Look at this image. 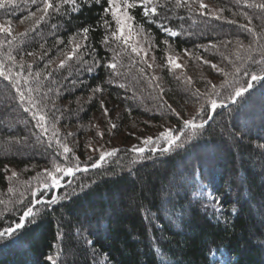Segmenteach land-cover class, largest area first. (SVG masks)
Segmentation results:
<instances>
[{
  "label": "trees",
  "instance_id": "trees-1",
  "mask_svg": "<svg viewBox=\"0 0 264 264\" xmlns=\"http://www.w3.org/2000/svg\"><path fill=\"white\" fill-rule=\"evenodd\" d=\"M51 2L46 15L42 0L0 9L12 77L0 75V231L35 214L0 239V264H264V79L251 81L264 77V0H153L155 16L137 5L127 44L111 35L108 0ZM212 100L225 106L212 112ZM164 127L179 137L169 149L159 139L140 152L126 137ZM48 171L63 179L50 194Z\"/></svg>",
  "mask_w": 264,
  "mask_h": 264
},
{
  "label": "snow or ice",
  "instance_id": "snow-or-ice-1",
  "mask_svg": "<svg viewBox=\"0 0 264 264\" xmlns=\"http://www.w3.org/2000/svg\"><path fill=\"white\" fill-rule=\"evenodd\" d=\"M7 2L10 3L11 0H7ZM42 2L44 3V7L42 9V12L46 15L48 13V10L53 8L54 5L51 2V0H42ZM150 3H153V0H108L109 8L107 9V11L111 12V15H112V17H113V19H114V21H115V23L117 25V31L112 32L111 35L113 37H116L117 40L123 39L124 43L127 44L128 40L131 37L130 36L129 37L125 36V30H128V32H131V28H132V23L131 22L134 20V17L129 14L128 10L131 9V8L136 7L137 5H140L144 9L145 16H148V15L155 16L156 12H157V9L154 6L149 8L148 5ZM178 3H179V0H178ZM76 4H77V0H59V3L57 5H55V10L58 12L60 10V6L61 5H72L73 7H75ZM5 7H6V0H0V9H3ZM200 7L201 8H206L207 6L204 5L203 3H201ZM259 7L264 8V4L259 5ZM43 18L44 17L41 16L39 18V20L37 21V23H39L40 20H43ZM104 23H105L106 27H110V25L108 24L107 21H105ZM161 27L163 28V30L165 32H168L169 35H171V36L177 35L176 32L171 31L170 29L164 27L163 25H161ZM88 31H89V29H87V28H84V29L81 30V32L84 34V39L85 40L87 39ZM0 32H4V33L10 34L11 33V29L8 28V27H4L3 25H0ZM117 32H119V35H117ZM108 39L109 38L106 36L105 37V43L108 42ZM80 47H81V45H76V48L74 50V54H75V51H78ZM132 51L138 53V50H137L136 47H132ZM71 58H72L71 56L67 57V59H71ZM9 59L11 60L13 58L10 56ZM168 63L173 64L177 68L180 67L179 64H177V63H175L173 61L171 56L168 57ZM64 65H65V61L61 60L60 64H59V67H64ZM108 67H110L112 69H115L116 68V64L115 63L109 64ZM0 75H4V72L2 70H0ZM36 75L38 77L39 73H37ZM4 78L8 79L10 81L12 80L11 75H4ZM258 79H264V77H258L255 74L251 75V81H256ZM14 83L15 84H19V81L16 80ZM25 83H27V79H25ZM213 88L215 89V86H213ZM251 88H252V83L251 82H249L246 87H237V88L234 89L233 93H231L229 95V99L231 100L232 103H237L238 102V98L243 97V95L246 92H248ZM99 90L100 89L98 88V89H96L94 91H99ZM31 91H32V89H29V92H31ZM16 92L19 94L20 101L23 102L25 100V98H26L25 97V92L22 91L19 87H16ZM28 103L32 104V106L35 107V104H33L32 99L30 97L28 98ZM101 106L103 107V102H101ZM224 106L225 105L223 103L218 104L217 101H215V100H212L210 102V110L212 112H215V110L218 107H224ZM28 110L29 109L25 108V111H28ZM201 111H203V108L201 109ZM104 114L106 116L108 115V110H107L106 107L104 108ZM33 115L38 118V120L40 122L39 123V127H41L44 132H47L48 131V127H47V118H46V116L45 115H41L39 113H33ZM184 125H185V127L191 128L194 133L199 128H203L204 127V123L197 124L195 122V118L190 119V120H185L184 121ZM113 127H115V125H113ZM161 136L165 137L167 139V142L169 143L170 146L175 144L176 140L179 139V137L173 138L170 130L165 132V133H161ZM57 142L59 143V141H57ZM151 142H152V138L151 137L147 138V140L145 141V143H151ZM62 147H63V152L65 154L71 152V149L67 146V144H63ZM115 151L116 150L114 149L113 152H111V153H103L102 152L101 155H100V159L103 160L106 155L115 154ZM138 151L143 152V149H139ZM92 167L93 168L98 167V164L97 163H93ZM78 170H80L79 169V165H76L75 168H73V167L61 168L59 166H56V168H55V172L56 173H61L63 175H73L74 172L78 171ZM84 171H87V168H85ZM12 175L15 176L16 173L13 172ZM47 176L50 179L51 183L48 184L47 182H45L44 188H49V187L55 188V187H58L60 185L61 178L59 176L54 175L53 172H51V171L47 172ZM33 195L35 196L36 193H33ZM41 195H42V193H41ZM36 202L37 203H42L44 201L37 200ZM55 202H57L56 197H53L52 200L48 201L47 203H55ZM34 215L35 214H34V211H33V207H27L26 210L21 215L19 222L15 223L14 226H9L8 228L4 229L3 231H0V239H3L5 236L13 237L19 230H21V229H23L25 227L27 222H31V218ZM47 259L51 262V264H57V261L54 260L53 257L49 256Z\"/></svg>",
  "mask_w": 264,
  "mask_h": 264
},
{
  "label": "rangeland",
  "instance_id": "rangeland-1",
  "mask_svg": "<svg viewBox=\"0 0 264 264\" xmlns=\"http://www.w3.org/2000/svg\"><path fill=\"white\" fill-rule=\"evenodd\" d=\"M7 1V0H6ZM125 35L127 37H129V32L128 30H125ZM136 38V42L137 43H140L141 46L147 50L148 48H145L144 47V38L143 39H140V37H135ZM173 61L175 63H179V60H175L173 59ZM180 65V64H179ZM108 113H110V110H108ZM115 125L118 126V123L116 122V120H112V126ZM114 127V128H115ZM171 131V134H172V137L175 138V130L172 129L171 127H164L158 134H155L153 132H150V133H142V132H129V134H126V137H129V144H133V146H136V147H139L140 149H147L149 148L154 142H156V140H159L161 139V141L166 145V149H169L170 145L169 143L167 142V139L165 137H162L161 136V133H165L167 131ZM151 137L152 138V142L151 143H145V141L147 140V138ZM69 176H73V175H69ZM60 186V185H59ZM52 188V187H51Z\"/></svg>",
  "mask_w": 264,
  "mask_h": 264
}]
</instances>
